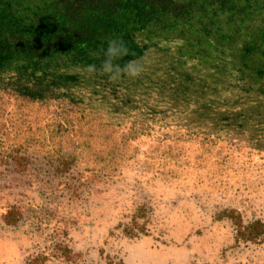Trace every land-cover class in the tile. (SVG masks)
<instances>
[{"label":"rangeland","instance_id":"1","mask_svg":"<svg viewBox=\"0 0 264 264\" xmlns=\"http://www.w3.org/2000/svg\"><path fill=\"white\" fill-rule=\"evenodd\" d=\"M8 99L0 103V264H264V234L244 230L264 224V140L163 115L143 134L121 124V160L80 148L68 166L60 154L77 146L78 129L35 136L65 121L62 104H32L24 115ZM82 107L66 112L95 121ZM92 134L93 146L112 144Z\"/></svg>","mask_w":264,"mask_h":264},{"label":"trees","instance_id":"2","mask_svg":"<svg viewBox=\"0 0 264 264\" xmlns=\"http://www.w3.org/2000/svg\"><path fill=\"white\" fill-rule=\"evenodd\" d=\"M113 38L129 49L118 63L143 58L141 76L113 82L82 73L85 65H100L102 56L93 53ZM9 97L24 115L32 104H62L56 110L65 121L35 136L45 140L78 129L77 146L60 154L68 166L84 148L98 161L121 160V124L130 122L131 135L143 134L163 115L261 142L264 0H0V103ZM84 104L95 121L67 114L69 106L86 110ZM94 130L112 144L93 146ZM263 226L256 220L244 230L253 239L264 234Z\"/></svg>","mask_w":264,"mask_h":264},{"label":"clouds","instance_id":"3","mask_svg":"<svg viewBox=\"0 0 264 264\" xmlns=\"http://www.w3.org/2000/svg\"><path fill=\"white\" fill-rule=\"evenodd\" d=\"M93 55L102 56L100 65H85L81 69L82 73L106 75L110 81L115 82L125 77L138 78L146 70L143 58L131 59L124 64L118 63L123 57L129 55V49L121 38L110 39L106 49H101L98 53L94 52Z\"/></svg>","mask_w":264,"mask_h":264}]
</instances>
